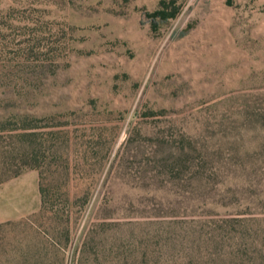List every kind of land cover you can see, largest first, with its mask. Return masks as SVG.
Here are the masks:
<instances>
[{"label":"rangeland","instance_id":"rangeland-1","mask_svg":"<svg viewBox=\"0 0 264 264\" xmlns=\"http://www.w3.org/2000/svg\"><path fill=\"white\" fill-rule=\"evenodd\" d=\"M8 154L0 264H264L193 254L264 241V0H0Z\"/></svg>","mask_w":264,"mask_h":264},{"label":"trees","instance_id":"trees-1","mask_svg":"<svg viewBox=\"0 0 264 264\" xmlns=\"http://www.w3.org/2000/svg\"><path fill=\"white\" fill-rule=\"evenodd\" d=\"M170 4H171V2H169V1H162L161 2L162 7H164V8H168V5H170ZM162 14H163V12H162ZM260 110H259V113H261ZM23 126H24V127H22L23 130H20L19 132L15 133L13 135H16L17 137L22 138V137H25V136L32 134V133L24 130V128H26L27 124H24ZM17 151H18L17 152L18 156L23 158V160H21V164L23 166H26V167L31 168V169L32 168L36 169L38 167V165L35 163L36 162V155L31 154L30 151L26 149L25 145H23V144L19 145ZM10 159H11V156L9 154L7 156H3L1 158L0 170H2V168L4 169L6 164H9ZM7 168L8 167H6V169ZM2 172H4V171H2ZM20 172H21L20 169H16L10 174H5L3 179H6V178L13 176V175H17ZM37 192H38V196H39V211H42V212L44 211L46 213L50 212V210L52 208L50 205H52V203H51V200L49 199V195L47 194L48 191H46L45 187H43L40 180H38ZM64 198L67 201L68 197L65 196ZM52 219H53V216L49 217V220L47 219V221H46V222H48L49 226H51V228H52V224L55 222V220L54 219L52 220ZM52 229L54 230V226ZM211 237H214L215 239L216 238L221 239V236L219 237L217 235H212ZM63 238H64V240L67 239V226L63 230ZM89 240H90V238L87 236L86 239H83V241L80 242L79 260L78 261L76 260V264L86 262L87 260H89L88 258H90V260L96 261L98 263L103 262L105 260V258H103L102 255L105 254L106 249L101 246V244H100L101 241H89ZM195 242H201V244L205 247V250H202L201 246H198L195 250H193V254L199 255L201 253V254L205 255V258H208L210 260H213V258L217 259L218 257H221V256H227V258H229V260H234L236 258L241 259L242 256L251 255V256H258L259 259L264 261V241H254V237L252 235H249V234H247L246 236L240 235L239 241H228L229 247H230L228 252L222 251V249H223V243L222 242L223 241H195ZM225 242H227V241H225ZM45 243L48 247H52L53 250H57V249L61 248V246H64L66 241H57V242L45 241ZM12 246H13L12 241H0V249H6V250L9 249L10 250ZM115 246L116 247L114 249L116 251H114L113 249H108L107 252L112 250L111 252L113 254H116L119 252V254L122 255L124 251L121 249L120 244L115 245ZM194 246L196 247V245H194ZM93 247L95 250H93ZM90 251H91L90 256H92V257H89L87 254V253H90ZM122 262H123V259L121 260V264H122ZM59 264H62V261H59Z\"/></svg>","mask_w":264,"mask_h":264}]
</instances>
